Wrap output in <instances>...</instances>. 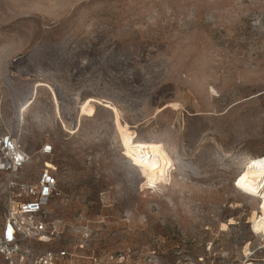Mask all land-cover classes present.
I'll use <instances>...</instances> for the list:
<instances>
[{
  "label": "rangeland",
  "instance_id": "rangeland-1",
  "mask_svg": "<svg viewBox=\"0 0 264 264\" xmlns=\"http://www.w3.org/2000/svg\"><path fill=\"white\" fill-rule=\"evenodd\" d=\"M0 133L55 169L37 251L264 264V0H0Z\"/></svg>",
  "mask_w": 264,
  "mask_h": 264
},
{
  "label": "built area",
  "instance_id": "built-area-1",
  "mask_svg": "<svg viewBox=\"0 0 264 264\" xmlns=\"http://www.w3.org/2000/svg\"><path fill=\"white\" fill-rule=\"evenodd\" d=\"M44 145L41 153L51 154ZM29 157L17 137L0 133V198L3 223L0 227V264H125L130 254L123 252L97 255L78 248L37 251L36 244L50 241L54 231L48 230V207L62 196L55 169L43 164L33 180L21 181L19 172ZM51 164V163H50Z\"/></svg>",
  "mask_w": 264,
  "mask_h": 264
},
{
  "label": "bare ground",
  "instance_id": "bare-ground-1",
  "mask_svg": "<svg viewBox=\"0 0 264 264\" xmlns=\"http://www.w3.org/2000/svg\"><path fill=\"white\" fill-rule=\"evenodd\" d=\"M234 186L264 201V156L250 159L236 176Z\"/></svg>",
  "mask_w": 264,
  "mask_h": 264
}]
</instances>
